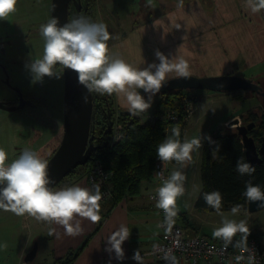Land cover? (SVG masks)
Here are the masks:
<instances>
[{
    "label": "rangeland",
    "instance_id": "rangeland-1",
    "mask_svg": "<svg viewBox=\"0 0 264 264\" xmlns=\"http://www.w3.org/2000/svg\"><path fill=\"white\" fill-rule=\"evenodd\" d=\"M94 1L97 23L106 24L110 33L107 42L110 53L127 63L138 68L159 63L155 57L159 50L169 58L183 56L193 77L236 74L264 87V10L253 13L244 6L245 0H183L182 7H177L179 0ZM50 3L51 0H18L16 12L7 20H0V65L7 67L10 79H16L18 69H25L33 77L27 65L30 59L43 55L44 40L39 29L50 19ZM72 3L70 20L75 16ZM54 71L61 73L59 78L45 76L34 87V95H41V101L39 106L30 104L28 117L22 119L16 112L0 108V147L8 153L7 163L26 148L43 159L57 148L62 136L63 71L60 66ZM4 74L0 68V78ZM175 76L174 72L169 74V78ZM28 84L34 86L33 80ZM10 95L7 86L0 82V98ZM142 95L147 98L146 93ZM193 95L197 99L193 111L169 124V128L175 125L181 128L188 120L189 139L203 135L208 122L215 127L219 124L228 127L227 121L238 117L240 123L251 120L258 123L259 115L264 114V98L254 92L197 88L183 89L169 97L158 93L153 97L152 107L139 118L146 121L151 114L168 108L181 110L185 99ZM113 98L117 109L126 110L115 95ZM197 116L201 118L192 125ZM115 136L112 133L105 138L111 142ZM192 169L189 163L187 179L191 178ZM60 181L55 188L62 186L64 182ZM252 215L253 224H264V208ZM15 216L0 212V244H7L6 249H0V264H15L34 244L27 240L26 219L17 216L20 219L13 224ZM26 240L29 247L24 251Z\"/></svg>",
    "mask_w": 264,
    "mask_h": 264
},
{
    "label": "clouds",
    "instance_id": "clouds-1",
    "mask_svg": "<svg viewBox=\"0 0 264 264\" xmlns=\"http://www.w3.org/2000/svg\"><path fill=\"white\" fill-rule=\"evenodd\" d=\"M18 0H0V20H7L16 12ZM183 6L179 0L177 7ZM244 6L253 13L264 10V0H245ZM179 28V26L177 27ZM40 35L44 40L43 55L30 59L27 65L33 81L38 82L43 77L56 76L61 73L54 69L60 66L63 70L70 69L77 74L80 85L88 93L96 92L101 95H115L121 107L131 115L140 116L147 112L153 103V97L160 93L167 83L170 73L179 78H189L191 75L188 61L180 55L169 58L156 50L155 57L159 63H151L138 68L127 63L123 58L111 54L108 41L111 38L107 25L92 22L88 17L80 16L60 25L58 17H52L40 26ZM143 90L147 94H141ZM87 102V96L84 97ZM215 144L210 136H199L181 139L180 128L173 127L171 135L158 144L156 154L163 163L175 162V170L167 178L161 176L162 184L156 189V207L165 216V223L169 226L178 214L176 207L179 197L185 194L186 175L182 171L192 161V153L203 147L204 141ZM219 151L217 145L213 149L215 157ZM8 161V153L0 147V209L11 212L16 216L34 217L38 221L62 225L69 236L79 235L82 231L79 223L73 224L75 217L87 218L96 223L100 221V201L102 194L98 185L93 189L78 185L65 186L60 189L52 187L54 181L48 172V161L30 149L21 150L19 156ZM236 171L239 175L252 176L256 169L243 158L237 160ZM242 195L250 202H259V208H264V189L251 180L245 182ZM206 205L220 213L223 196L219 190L203 193ZM241 205L231 208L232 215L240 211ZM54 229L49 230V235ZM237 233L244 234L236 247H240L247 240L249 228L246 221L239 222L222 216L221 226L213 230V237L221 239L225 246L231 244ZM130 235L129 229L121 225L107 240L110 247L108 252H115L116 259H124L123 243ZM7 244H0V249H6ZM140 261L137 250L133 257ZM169 264H179L175 256L166 255ZM244 257H236L239 262ZM247 264H256L255 257L249 255Z\"/></svg>",
    "mask_w": 264,
    "mask_h": 264
},
{
    "label": "trees",
    "instance_id": "trees-1",
    "mask_svg": "<svg viewBox=\"0 0 264 264\" xmlns=\"http://www.w3.org/2000/svg\"><path fill=\"white\" fill-rule=\"evenodd\" d=\"M77 1L80 4L79 16H85L92 22H97L95 1ZM72 6V1H69V19ZM181 90L183 89H174L163 94L169 97ZM246 90L264 98V95L254 90L244 89V91ZM262 90H264V87H262ZM91 96L92 113L87 143L89 156L82 164L71 169L60 182H64L62 186H67L80 177L85 176L92 161L98 159L102 163L103 168L109 172L106 184L112 197L108 201L113 205L124 197L137 194L140 190L141 182L152 178L157 146L166 136L171 135L169 124L173 121H141L138 116L131 115L127 110L117 109L113 95H101L91 92ZM172 101L171 99L170 103ZM180 116L182 117L181 114ZM259 120L258 123L254 122V126L247 131V134L252 136L257 144H259L262 135H264V114L259 115ZM166 127H168L167 133L165 132ZM112 133H115L118 137L110 142V139L105 137L111 136ZM207 136H210L215 144L210 145L205 140L201 148L199 170L202 189L198 193L194 204L210 208L203 200V193L219 190L223 196L222 209H231L237 204L241 205L240 209H245L246 198L242 195L245 190V182L251 180L253 184H258L261 188H264V161L251 164L256 169L251 177L248 175L241 176L236 171V163L240 158L245 161L246 159L236 128L220 125L213 133ZM217 145L219 146V151L214 157L213 149ZM49 157L50 155L46 160ZM68 177L70 178L67 179ZM57 184L60 183L58 182ZM260 236L264 237V229L256 235L247 236V238L258 239ZM241 240L242 237H239L238 241ZM259 243L261 248L264 249V244H261L260 241ZM233 244L234 242L232 241L230 245Z\"/></svg>",
    "mask_w": 264,
    "mask_h": 264
},
{
    "label": "crops",
    "instance_id": "crops-1",
    "mask_svg": "<svg viewBox=\"0 0 264 264\" xmlns=\"http://www.w3.org/2000/svg\"><path fill=\"white\" fill-rule=\"evenodd\" d=\"M200 118L201 117L197 116L192 122V125L197 123ZM188 122V120L184 121L182 127H179L182 139L186 136ZM220 125L221 124L218 126ZM218 126L215 127L213 122H208V127L203 136L213 133ZM173 127H177V125L172 126L171 130ZM200 151L201 148L195 151L194 157L192 156L191 163L193 169L191 178H186L184 185L185 194L177 200V221L191 233H202L213 240L222 241L219 238H214L212 235L213 230L221 226L222 216H226L237 222L244 220L249 228V235L258 234L264 229V224H253L252 212L248 211L247 208L240 209L237 214L232 215L231 209L221 208L220 213H217L212 208L196 206L194 204L198 193L202 189L199 170ZM176 167L175 162H170L169 173L171 174ZM182 171L187 176L188 166ZM73 185L88 188L85 176L80 177L67 186ZM160 186L161 185H156L151 178L148 181L141 182L140 190L135 195L124 197L113 205H111L109 201L101 202V219L96 223L89 221L87 218L75 217L73 224L75 225V223L78 222L82 229L81 233L75 236L67 235L62 225L38 221L34 217L25 214L22 217L26 219L28 223L27 227L29 231L27 232V240L37 245L35 256L30 262L36 261V264H55L59 260H66L70 264H157L153 255L150 253V249L152 245L158 242L160 237L161 231L158 226V221L161 217V213L160 209L156 207V201L151 200L149 194L151 192H156V189ZM63 187L65 186L56 187V189ZM0 212L6 211L0 209ZM19 219L17 220V216H15L13 224H15L16 220L19 221ZM121 225H125L129 229L130 235L122 245L124 259L118 260L116 259L114 251L110 253L106 251V249L110 247L107 242L108 238ZM14 226L15 225H13V228ZM50 229H54L52 235H49ZM243 235L244 234L237 233L236 236L233 237V242H237L239 237L243 239ZM258 239L257 240L260 241L261 244H264V237L260 236ZM27 240L24 251L29 247ZM137 250L141 258L139 262L132 258ZM24 263L23 258H18L15 262V264ZM179 264L239 263L231 259L227 261H220L218 259H199L195 263L181 260Z\"/></svg>",
    "mask_w": 264,
    "mask_h": 264
},
{
    "label": "water",
    "instance_id": "water-1",
    "mask_svg": "<svg viewBox=\"0 0 264 264\" xmlns=\"http://www.w3.org/2000/svg\"><path fill=\"white\" fill-rule=\"evenodd\" d=\"M69 1L75 5L74 18L80 17V4L76 0H51L50 19L58 17L60 25L71 21L68 16ZM63 71V123L62 136L60 142L48 158V172L54 181V187L71 169L86 161L89 156L87 148L89 126L92 113V96L87 89L80 85L77 74L70 69ZM204 88L219 91L244 90L250 89L264 95L261 85L236 74H216L196 78L190 75L189 78H179L177 76L169 78L159 94L167 93L174 89H197ZM143 94V90H140ZM87 96V102L84 97ZM0 106L2 104L0 103ZM254 121L240 123L238 117L227 121L226 125L235 127L240 136L244 149L245 159L250 164H257L264 161V135H262L259 144L253 137L247 134V131L254 126ZM2 187V186H0ZM264 189V188H262ZM259 202H248L246 208L250 212L259 210ZM37 249L36 243L33 244L24 257L23 261L29 263L35 256Z\"/></svg>",
    "mask_w": 264,
    "mask_h": 264
},
{
    "label": "built area",
    "instance_id": "built-area-1",
    "mask_svg": "<svg viewBox=\"0 0 264 264\" xmlns=\"http://www.w3.org/2000/svg\"><path fill=\"white\" fill-rule=\"evenodd\" d=\"M196 100L194 95L189 96L185 99L181 111L168 108L151 114L148 120L150 122H154L155 120L174 122L179 119L180 114L183 117H187L193 111L192 105ZM167 131L168 127L165 128L166 133ZM117 137L116 135L113 140H116ZM169 163L161 162L156 156L152 172V181L156 185L162 184V178L157 173H162L163 178H167L170 175ZM85 178L89 189H93L94 185L99 186L102 194L100 203L111 199L112 194L106 184L109 178V172L103 168L100 160L95 159L92 161ZM149 198L156 201V192H151ZM160 213L161 217L158 221V226L161 231L160 237L158 242L152 245L150 249V253L153 255L157 264H169V261L165 259L166 255L175 256L179 263L181 260L195 263L199 259H218L220 261L231 259L239 264H247V258L249 255H253L256 264H264V249L261 248L256 238L248 237L246 242L240 247L235 246L237 242L233 245L228 244L225 246L223 241L213 240L205 234L191 233L177 221V216L174 217V222L169 226L165 223V216L161 209ZM238 256L244 257V259L238 262L236 260ZM55 264L70 263L66 260H59Z\"/></svg>",
    "mask_w": 264,
    "mask_h": 264
},
{
    "label": "flooded vegetation",
    "instance_id": "flooded-vegetation-1",
    "mask_svg": "<svg viewBox=\"0 0 264 264\" xmlns=\"http://www.w3.org/2000/svg\"><path fill=\"white\" fill-rule=\"evenodd\" d=\"M0 68L2 72L5 73L4 78H0V82L5 84L11 92L10 96H3L0 98V103L2 104L0 108L5 111L16 112V115L19 114L22 119H25L30 115V104L34 106L40 105L41 95H34V87L37 85V82L33 81L34 86L32 87L28 84L33 80V77H30L25 69H18L17 71V69L14 68L17 71L14 74L16 79H10L7 67L0 65Z\"/></svg>",
    "mask_w": 264,
    "mask_h": 264
}]
</instances>
